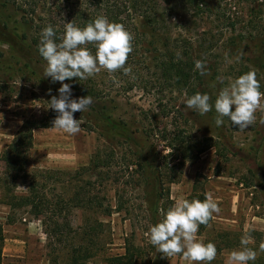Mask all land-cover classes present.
I'll use <instances>...</instances> for the list:
<instances>
[{"label": "rangeland", "instance_id": "obj_1", "mask_svg": "<svg viewBox=\"0 0 264 264\" xmlns=\"http://www.w3.org/2000/svg\"><path fill=\"white\" fill-rule=\"evenodd\" d=\"M1 1L0 23L6 22L19 33H29L28 26L22 24L21 12L12 5L2 6ZM171 6L175 8V14H166V24L159 32L162 38L160 47L171 35L177 39L173 46L175 44L181 55L191 54L195 61H203L207 69L205 75L199 70L196 72L193 85L196 91L192 95L208 94L214 105L222 88L249 71L256 73L260 90L264 92V0H197L194 5L178 0ZM113 90L117 105L113 109L114 116L126 120L134 129L141 128L139 109L141 106L150 107V100L137 90L128 93L121 87ZM51 94L46 85L30 73L25 60L15 49L0 39V158L23 120L41 116L42 104L51 99ZM191 96L175 92L173 103L177 104L183 117L164 119L160 126L177 129L172 123L178 120V129H183L190 140L212 142L213 146L199 158L184 164L181 158L173 161L172 156L165 157L169 150L162 143L153 140L151 145L152 141H145L143 134H138L165 174L161 186L164 197L160 203L161 206L164 204V209L158 211L157 223L164 219L177 199L191 201L198 199L199 195L211 194L221 211L214 214L207 225H200L197 233L198 240L216 245L217 256L211 264H228L230 253L242 248L240 240L245 233L251 238L247 247L257 251V258L264 256L260 251L261 244H264V186L259 184L260 167L264 165V124L259 121L264 112L258 110L256 122L245 130H239L227 118L221 127H217L214 107L203 116L186 107L184 102ZM232 107L234 110L235 106ZM80 114L81 118L74 117L83 121L80 132L75 135L52 126L35 130L29 169L66 170L70 172L65 176L66 181H70L78 169L90 165L98 144H116L115 138L105 140L95 127H91L93 116L86 111ZM117 150L120 157L126 158L124 160L133 154L129 149ZM167 161L171 162L169 166L178 164L170 170L165 165ZM130 170L133 171L132 167ZM5 177V165L0 159V264H50L43 222L29 214H18L10 221L11 210L6 204L8 192L2 179ZM89 178H95L91 171L82 175L79 181ZM66 185L69 187L70 182ZM12 188L17 194L26 192L21 180ZM147 191L150 189L140 181L137 172L126 173L120 183L113 186L109 183L101 191H94L105 195L112 204L116 202V193L123 195L125 207L122 211L94 214L86 209L74 210L75 228L82 226L87 215L99 217L108 225L104 237L102 234L94 236L98 244L84 264H105L106 256L124 254L128 240L135 246L144 247V256L138 264H188L182 255L167 257L150 243L148 233L156 223L152 221ZM59 252L64 255L61 249Z\"/></svg>", "mask_w": 264, "mask_h": 264}, {"label": "trees", "instance_id": "obj_2", "mask_svg": "<svg viewBox=\"0 0 264 264\" xmlns=\"http://www.w3.org/2000/svg\"><path fill=\"white\" fill-rule=\"evenodd\" d=\"M176 1L178 0L1 1L2 6L12 5L21 12L22 24L27 25L30 32L19 33L11 29L6 22H1L3 24L0 23V39L11 45L25 60V66L30 73L46 85L52 97H59L58 89L61 83H54L50 77H44L47 61L38 51L44 28L53 26L56 32L55 40L60 43L66 23L71 22L84 28L97 17L105 16L109 22L122 24L133 36L131 42L133 51L125 64V67H131V74L125 75L123 70L109 73L106 69H101L99 73L86 80L72 78L64 81L71 85L72 99L92 97L93 102L86 111L93 116L91 127H95L100 137L105 140L109 137L115 138L116 144H98L90 165L78 169L70 181H66L65 176L70 173L66 170L29 169L35 130L51 127L58 115L49 107L50 99L42 104L44 108L39 118L23 120L22 126L1 153L0 159L4 162L6 174V177L2 178L3 185L8 192L6 204L11 210L10 221L18 214H21L20 216L29 214L43 222L50 264H84L92 257L91 250L98 244L94 236L102 234L104 237L108 225L99 217L87 215L82 226L75 228L72 214L77 208L93 211L94 214L122 211L125 207L123 195L116 193V202L112 204L105 195L94 191L95 189L101 191L109 183L112 186L120 183L126 178V173L137 172L140 181L150 189L147 191V201L152 221L157 224L158 211L164 209V204L161 206L160 203L164 197L161 186L165 182V174L160 170L162 166L156 164L153 154L146 150L138 134L142 133L145 141H152L151 145L153 140H158L169 150L165 157L172 156L173 161L181 158L184 160L182 164L196 160L213 146L207 139L203 140V143L187 138L184 130L178 129V120L172 123L177 129L160 126L164 119L183 117L182 111L173 103L172 95L175 92L191 96L196 91L193 85L198 70L191 54L181 55L175 44L173 46L177 39L172 38L170 33V36L166 37L167 40L163 41V46L160 47L159 44L162 40L159 32L166 24V14H175L173 12L175 8L171 5ZM183 1L186 5H194L197 0ZM82 47H87L95 55L94 44ZM116 87H121L125 93L137 90L141 92V96L150 100V107L141 106L139 109L141 128L134 129L126 120L114 116L113 109L117 108V105L113 89ZM80 113L82 112L77 111L73 116L76 115L79 119L82 116ZM117 148L129 149L133 154L127 158L128 160H124L126 158L118 155ZM165 163L170 170H174L178 164L169 166L171 162ZM131 167L133 171L130 170ZM89 171L95 175L94 180L89 178L80 182V177ZM260 172L262 175L259 184L264 186V165L260 167ZM76 179L78 180L75 182ZM19 180L26 187L24 194L13 191L12 185L16 186ZM66 182H70L69 187ZM198 199L203 201L205 196L199 195ZM60 249L64 255H61ZM125 249L124 254L106 256L105 264H138L144 256V247L135 246L130 240L127 241ZM255 261V264H264V256H259Z\"/></svg>", "mask_w": 264, "mask_h": 264}, {"label": "clouds", "instance_id": "obj_3", "mask_svg": "<svg viewBox=\"0 0 264 264\" xmlns=\"http://www.w3.org/2000/svg\"><path fill=\"white\" fill-rule=\"evenodd\" d=\"M55 37L53 26H47L42 30L38 46L39 54L47 61L44 77L61 83L59 97L53 96L49 104L58 113L52 127L75 135L80 132L83 121L74 119L73 114L87 111L93 101L91 96L72 99L71 85L64 81L72 78L86 80L101 69L109 73L123 70L125 75L131 74V67H125V64L133 51V36L122 24L109 22L107 17L100 16L84 28L66 23L61 42L57 43ZM87 44L95 45V55L87 47H82ZM195 68L201 75L207 73L203 61H195ZM260 87L256 73L249 71L222 88L214 105L210 103L208 94L201 93L192 95L184 103L188 109L202 116L214 107L217 127H221L227 118L233 126L245 130L256 122L258 110L264 112V92ZM232 106H235L234 110ZM259 122L264 124V117ZM220 211L218 202L211 194H207L203 201L177 199L164 219L150 227V243L167 257L180 254L188 264H211L217 256L216 245L198 240L197 233L200 225H207L213 215ZM240 243L242 248L230 253L228 264H249L257 259V251L247 247L251 243L247 233L241 237ZM260 251L264 252V244H261Z\"/></svg>", "mask_w": 264, "mask_h": 264}]
</instances>
